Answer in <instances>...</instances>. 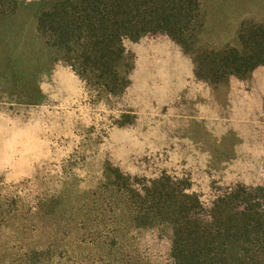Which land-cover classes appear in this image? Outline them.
Listing matches in <instances>:
<instances>
[{
	"label": "rangeland",
	"instance_id": "374dc122",
	"mask_svg": "<svg viewBox=\"0 0 264 264\" xmlns=\"http://www.w3.org/2000/svg\"><path fill=\"white\" fill-rule=\"evenodd\" d=\"M198 1L203 26L192 54L162 37L124 42L130 84L118 98L93 95L51 64L31 14L19 10L0 24V264L48 245L65 255L47 264H120L100 243H80L77 228L99 210L131 227L129 203L102 187L107 167L187 176L203 194L212 183L264 187V69L209 85L195 79L193 61L240 48L241 26L264 23V0ZM50 198L57 203L38 205ZM129 239L132 253L167 250L147 231Z\"/></svg>",
	"mask_w": 264,
	"mask_h": 264
},
{
	"label": "trees",
	"instance_id": "16d2710c",
	"mask_svg": "<svg viewBox=\"0 0 264 264\" xmlns=\"http://www.w3.org/2000/svg\"><path fill=\"white\" fill-rule=\"evenodd\" d=\"M19 10L32 15L34 39L47 50L50 63L69 71L88 92L107 98L120 97L130 84L125 41L162 37L189 55L203 26L198 0H0V24L11 22ZM238 42L240 48L196 55L195 79L209 85L242 82L264 69V23L243 24ZM104 174L111 180L102 187L133 209L125 220L131 227L120 216L99 210L91 226L84 228L80 222L77 227L84 233L80 243H100L120 264H142L145 259L152 264L161 258L158 264H264V187L212 183L203 194L193 190L187 176L161 172L144 178L112 167ZM5 201L8 208L17 204ZM38 202L57 203L54 198ZM142 231L167 244L163 256L129 250L124 241L129 236L135 240ZM53 248H27L16 262L47 264L54 254L65 255Z\"/></svg>",
	"mask_w": 264,
	"mask_h": 264
}]
</instances>
